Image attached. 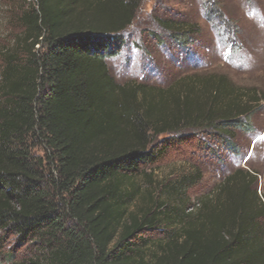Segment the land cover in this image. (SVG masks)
<instances>
[{"label":"trees","instance_id":"obj_1","mask_svg":"<svg viewBox=\"0 0 264 264\" xmlns=\"http://www.w3.org/2000/svg\"><path fill=\"white\" fill-rule=\"evenodd\" d=\"M139 2L28 1L22 57L4 49L0 230L41 241L45 264H264L254 170L227 175L194 218L141 189L193 132L231 140L258 97L215 73L166 87L118 83L105 58L121 49ZM29 137L43 155L31 154Z\"/></svg>","mask_w":264,"mask_h":264},{"label":"rangeland","instance_id":"obj_2","mask_svg":"<svg viewBox=\"0 0 264 264\" xmlns=\"http://www.w3.org/2000/svg\"><path fill=\"white\" fill-rule=\"evenodd\" d=\"M28 1L32 0H0V105L4 49L16 59L22 57L26 28L19 16L30 6ZM160 20L172 21V29L164 28ZM120 34L121 49L105 58L118 83L166 87L184 75L215 73L226 75L258 97L252 103L248 123L232 130L231 140L222 143L205 130L193 132L187 142L148 170L150 181L141 179V189L151 190L160 199L167 197L178 212L193 218L204 211L203 204L212 199L216 185L238 168L255 171L261 195L264 0H140L133 21ZM25 46L31 49L29 41ZM32 51L40 54L43 48L36 45ZM166 136L160 135L159 140ZM27 143L32 155H43L37 139L29 137ZM152 235L160 234L155 231ZM43 247L41 241L22 239L14 230H0V264H45L38 259Z\"/></svg>","mask_w":264,"mask_h":264}]
</instances>
